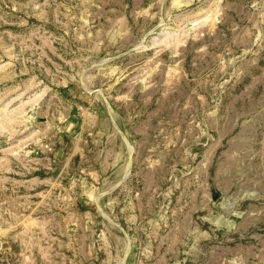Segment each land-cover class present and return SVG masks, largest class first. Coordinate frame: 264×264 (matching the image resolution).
Listing matches in <instances>:
<instances>
[{"label":"rangeland","instance_id":"374dc122","mask_svg":"<svg viewBox=\"0 0 264 264\" xmlns=\"http://www.w3.org/2000/svg\"><path fill=\"white\" fill-rule=\"evenodd\" d=\"M126 254L264 264V0H0V264Z\"/></svg>","mask_w":264,"mask_h":264},{"label":"water","instance_id":"95a60500","mask_svg":"<svg viewBox=\"0 0 264 264\" xmlns=\"http://www.w3.org/2000/svg\"><path fill=\"white\" fill-rule=\"evenodd\" d=\"M104 100L106 101V103H107L108 106L110 107V104H109V102H108V100H107L106 97H104ZM131 165H132V156H131V158H130V168H131ZM129 251H130V249L128 250V253H129ZM128 253H127V254H128ZM127 254H126L125 259H124V264H125V261H126V259H127Z\"/></svg>","mask_w":264,"mask_h":264}]
</instances>
